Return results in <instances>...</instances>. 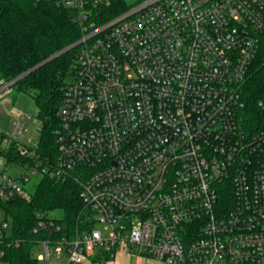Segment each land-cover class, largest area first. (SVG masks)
<instances>
[{"label": "built area", "instance_id": "2783aa9c", "mask_svg": "<svg viewBox=\"0 0 264 264\" xmlns=\"http://www.w3.org/2000/svg\"><path fill=\"white\" fill-rule=\"evenodd\" d=\"M56 1L82 30L56 162L0 79V148L25 158L17 177L0 173V199L29 195L33 176L81 185L82 228L36 211L37 259L93 264L126 245L161 264H264V96L250 122L244 91L262 54L264 66V0ZM11 232L0 208V264Z\"/></svg>", "mask_w": 264, "mask_h": 264}, {"label": "trees", "instance_id": "16d2710c", "mask_svg": "<svg viewBox=\"0 0 264 264\" xmlns=\"http://www.w3.org/2000/svg\"><path fill=\"white\" fill-rule=\"evenodd\" d=\"M117 12L113 11L110 16ZM75 15L73 8L58 5L56 0H0V79L14 80L15 91L34 100L41 121L38 150L43 157L54 162L59 158L56 141L59 109L66 83L75 69L79 51L75 45L82 35ZM262 60L263 54L253 65L244 87L248 102L246 119L250 122L259 118L257 102L264 96ZM0 152L7 155L9 162L25 161L15 145L9 151L0 148ZM80 192L81 185L74 177L55 181L43 176L34 193L0 199V208L11 216L10 237L20 240L18 245L6 247L8 263L40 264L35 257V237L31 233L36 223V211L60 210L62 217L59 221L65 227L70 230L82 228L85 213Z\"/></svg>", "mask_w": 264, "mask_h": 264}, {"label": "rangeland", "instance_id": "374dc122", "mask_svg": "<svg viewBox=\"0 0 264 264\" xmlns=\"http://www.w3.org/2000/svg\"><path fill=\"white\" fill-rule=\"evenodd\" d=\"M12 99L15 101V104L17 106L27 110L33 116V119L29 124L30 132L28 137L34 136L35 139H38L41 128V121L38 118V107L35 104L34 100L29 95L18 91H14ZM0 129L8 134L12 132L10 117L7 113H3L0 117ZM9 149L10 148L8 146L6 151H9ZM6 160V156H4V163L0 164V173L5 177H17L21 172L25 170V168L15 160H11L10 162L9 160L6 162ZM40 179V176L32 177L31 181L26 185L29 193H34ZM51 216L61 218L62 212L60 210L54 211L53 213H51ZM95 228L104 229L103 225L99 223L95 225ZM42 252V250L36 251L35 257H37ZM113 253L114 255L112 257L105 259L103 258L101 261H95L93 264H161L159 261L144 254H140L126 245L118 246L117 248H115ZM39 263L46 264V261L39 260Z\"/></svg>", "mask_w": 264, "mask_h": 264}, {"label": "water", "instance_id": "95a60500", "mask_svg": "<svg viewBox=\"0 0 264 264\" xmlns=\"http://www.w3.org/2000/svg\"><path fill=\"white\" fill-rule=\"evenodd\" d=\"M76 45H77V44H76ZM76 45H75V46H76ZM68 49H69V48L64 49L63 51L59 52L58 54H56V55L50 57L47 61L51 60V59L54 58L55 56H58V55L62 54L63 52H65V51L68 50ZM21 77H22V76H21Z\"/></svg>", "mask_w": 264, "mask_h": 264}]
</instances>
